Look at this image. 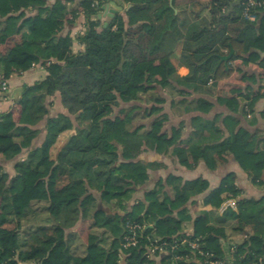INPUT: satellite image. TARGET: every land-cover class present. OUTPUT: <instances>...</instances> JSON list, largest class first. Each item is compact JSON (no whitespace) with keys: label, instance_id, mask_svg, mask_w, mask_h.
Here are the masks:
<instances>
[{"label":"trees","instance_id":"16d2710c","mask_svg":"<svg viewBox=\"0 0 264 264\" xmlns=\"http://www.w3.org/2000/svg\"><path fill=\"white\" fill-rule=\"evenodd\" d=\"M111 1L129 7L127 31L123 24L114 30L117 16L102 21ZM248 1L210 0L207 7L187 10L184 0H0V46L13 42L0 52V80L37 64L47 71L45 79L19 89L16 109L0 112V155L27 150L13 175L0 164V264H156L149 255L155 245L165 249L167 264H264V195L243 196L234 175L208 195L213 211H191L204 191L202 177L170 173L134 198L150 183V170L166 167L164 158L189 168L204 162L214 170L227 148L252 183L264 187V131L240 126L238 117L253 118L264 98V77L243 72L244 91L217 96L229 113L211 119L204 115L215 103L200 95L208 84L231 77L235 60L264 66V8L251 6L256 18L250 20ZM198 4L188 0L191 7ZM177 7L185 15L179 44L187 75H180L162 46ZM206 8L209 18L202 16ZM81 14L84 30L64 32V22L74 24ZM231 49L235 54L225 65L221 57ZM162 92L172 96L175 114L196 113L185 138L184 122L168 136L162 126L169 116L161 107L148 108L165 100ZM56 95L66 112L52 115L50 98ZM43 130L41 144L33 145ZM223 190L231 191L236 207L219 213L216 199ZM95 192L113 212L99 215ZM94 215L100 219L91 223L86 244L68 232ZM133 224L141 226L138 242L127 247ZM219 233L243 240L223 252L214 245Z\"/></svg>","mask_w":264,"mask_h":264},{"label":"crops","instance_id":"0c3cea01","mask_svg":"<svg viewBox=\"0 0 264 264\" xmlns=\"http://www.w3.org/2000/svg\"><path fill=\"white\" fill-rule=\"evenodd\" d=\"M192 1L199 3L198 6H193V7L189 6L188 0H187L183 3L184 4L183 7L186 8L187 10H190L191 8L192 9H199L200 6H201V8H203L204 6L207 7L210 0H192ZM113 2L116 3V1H111L109 4L105 5L104 10L101 13V18H104L106 16L107 17L110 16V13L113 10H116V7H115V5H113ZM189 2H191V0H189ZM205 11H207V15H205L206 14V13H204ZM204 12H202V16L209 18L210 15H209L207 8H206V10H204ZM65 28L67 29V31H71L73 36H75L79 32H82L84 30V16H83V14H81V16L78 18V20L76 22H74V24L64 22V30H65ZM184 36H185V32L183 31L182 38ZM18 38L19 37H17V40H18ZM11 44H13V42H10V44H5V45L0 46V52H5L6 48L9 47ZM74 48L76 50H79V49H81V45L76 42L74 45ZM261 55L264 58V52H262ZM14 57L21 58V59L23 58L22 56H18V55H14ZM233 65L234 66L237 65L238 67L231 77H229L227 79L219 80V82H217V84L215 86L210 83L202 89L200 95L205 96L206 98L210 99L212 102L215 103L213 110L210 113L204 115L206 118L211 119V118L215 117V115L218 113H222L224 115L229 113V110L226 108V106H223V105H220L217 103V101H216L217 96H219V95H232L234 89L235 90L241 89L242 90L241 92H243L245 86L248 83L247 79H245V81L242 79L243 72L248 71L251 73H257V75L264 77V66L260 65L258 62L257 63H250L248 65L242 66V60L239 59V60H235L233 62ZM178 68H179V66H178ZM239 68L242 69V71H239L238 70ZM179 69H178V71H179L180 75H187L190 72L189 67H187L185 64H183L181 62V50H180V68ZM46 76H47L46 66L41 65V64H37V65H34L33 67L27 68L23 72L11 74V76L8 78V82L10 83V90L8 92L9 95L8 96H1L0 95V112L16 109L17 108V102L14 100V98L17 96L19 89L24 84H33L36 81L45 79ZM236 93L239 94L238 92H236ZM55 97H56V99H55ZM54 100H56V105L57 104L60 105V110L57 113L66 112L63 105L61 104L59 95L54 96ZM172 102H173V98L171 99V106H170L171 115H169V116H173L176 119L180 120L179 121L180 124L182 122L185 123L186 127L184 128L183 133L181 135L182 138H185L188 135L189 131L191 130L190 120H191L193 115H196V113H189V114L187 113V114H180V115L175 114L173 111V108H172ZM162 103L163 102H161V104ZM161 104H160V106H162ZM263 111H264V98L260 99L257 102V104L254 108V114H253L252 119L245 117L242 113L238 114V117L240 119V126L247 127L249 129H251L252 131H255V130L264 131V117L262 115ZM52 115H54V114H52ZM170 118H172V117H170ZM251 120L253 121V123H251L252 122ZM44 125H45V121H43L40 124V127L43 128ZM40 135H42V140H43V138L45 136V131L43 130ZM40 144H38V145H40ZM26 154H27V150H24L21 154H19L17 156L10 157L6 154H2V155H0V158L3 156H6L7 160H9V159H15L18 157V159L15 160V162L13 163V165H15V163L19 160H22L26 156ZM149 156H150V159H152L153 158V152L148 154V156H147L148 159H149ZM163 162L165 163L166 167L161 168V169H157V170H150L149 171L150 176H151L150 183L146 187L139 189V191L136 192L134 198H136V199L143 198V193H144L145 189L153 187V185L159 179L165 178L170 173H175L177 175H181L186 180H192V179H195L198 177L203 178V180H204V191L202 194H200L194 198V204L191 205V208H192L191 211H192L193 215H195L194 209H196L197 211H201V210L202 211H204V210L213 211V210H215L214 203L207 202L206 199H207L208 195L214 189L219 187V185H220V183L224 177H229V178L231 177L229 175L235 176V185L243 190V196L259 198V197L264 195V187H258L252 183V180L249 177V175L247 174V172L244 171L241 168V166L238 164V162H236L234 160V158L232 157L231 149H229V148H227V152H226V154H224L223 160L221 161L219 166L214 170L209 169L205 165L204 162H200L195 168H189L187 166L180 164L179 162L174 161L172 158H167V157L164 158ZM232 199L236 200V198H234L232 196L231 191H229V190L221 191L219 197L216 199V201L220 202V205H219L218 209H216V210H218L219 213H222L224 211V209H223L224 204L228 203ZM103 206H105L106 208H109L108 205H103ZM104 210H108V209H104ZM91 219L92 218H80L77 221V223L70 230H68V232L71 231V232L77 233L78 236L80 237V239L82 240V242L86 244L87 239H85L82 236L81 232H78L77 230L82 227L83 222L84 223L86 222L89 224V231H88V234H89L90 225H91V223H89V222ZM186 231L188 233H191L192 227L191 226L187 227ZM232 238H233L232 241L228 240L219 233L218 240H216L214 245L216 247H218L221 251L228 252L229 247L232 243L241 242L243 240L242 235H236V236H233ZM165 255H166V252L161 251L158 254H152L151 258H153L155 260L156 264H167L164 262V256Z\"/></svg>","mask_w":264,"mask_h":264},{"label":"rangeland","instance_id":"374dc122","mask_svg":"<svg viewBox=\"0 0 264 264\" xmlns=\"http://www.w3.org/2000/svg\"><path fill=\"white\" fill-rule=\"evenodd\" d=\"M184 1H186V0H184ZM178 3L180 5V0ZM122 8H123L122 10L117 11L113 16H108V17L106 16V17L102 18V21H110L109 17L117 16V18H116L117 23H116V26L114 27L115 31L119 30V26L121 24H123V26L125 27V31H127V29L129 28L127 25L128 17L126 15V11L129 7L124 5ZM180 9H181L180 7H177V9L175 10L176 19L173 22V24L171 26V30L166 35V37L163 41V44H162L164 51L166 53L170 52L172 54V58L175 61V63L177 64V66H179V68H180V44L179 43H180V39L183 36V30L180 27V17L185 16L184 14L180 13ZM204 13H206L205 15H207V11H205ZM64 32H68L66 28H65ZM126 38H128V37L126 36ZM250 63H257V62H250ZM237 67L238 66L236 65L235 68H237ZM9 89H10V87H9ZM166 93L167 92H162L164 97H166L162 104L161 103H156V104H152V105L149 104L148 108H150V107L152 108V106L155 105V107H158V108L161 107V111H162L161 114L166 113L168 116L171 115L170 106H171L172 96L170 94H168V93L166 94ZM169 93H172V92H169ZM50 99L53 100V106L51 107V113L56 114L60 110V105L59 104L56 105V100H54V97H51ZM55 99H56V97H55ZM160 104L162 106H160ZM154 117H157V115ZM154 117L142 120V122L145 121L148 124L153 120ZM170 117H172V118H170ZM179 121L180 120L176 119L175 117L169 116L168 119H165L163 122L162 132H164L168 136L173 135V128L179 126V124H180ZM140 122H137V124ZM41 142H42V135H39V136L33 138V140H32L33 145H38ZM17 159H18V157L15 159L7 160L6 156H3L0 158V164L3 165L4 170L9 172L11 175H13V173H14L13 163ZM95 194L97 195V198H98L97 203H96L97 204L96 207H97V210L100 211L99 215L101 213H106V214L108 213L109 214V213L113 212L114 209H112L110 206H109V208H106L105 206H103V205H107V204H103L101 202L97 192H95ZM104 209H108V210H104ZM58 210H59L58 203H55V208H54L55 214L54 215H56L58 213ZM99 215H94L95 217H92V219L90 220L89 223L97 224V222L100 219ZM13 226L14 225L12 224V225H9L7 228H13ZM77 231L81 232L82 236L85 239H87V237H88L87 235H88V231H89V224L86 222L85 223L83 222L82 227L79 228Z\"/></svg>","mask_w":264,"mask_h":264},{"label":"built area","instance_id":"2783aa9c","mask_svg":"<svg viewBox=\"0 0 264 264\" xmlns=\"http://www.w3.org/2000/svg\"><path fill=\"white\" fill-rule=\"evenodd\" d=\"M258 4L259 6L264 8V1L261 2H256L255 0H249L246 10H245V15L247 18H249L250 20H254L256 18V16L252 13L249 12V9L251 6ZM0 91L2 93H7L9 91V83L7 80L5 79H1L0 80ZM228 207H236V200L232 199L231 201H229L228 203H225L223 206V209H227ZM131 230L133 231V234L128 238V243L126 244V246L128 247L129 245H136L138 240H137V234H136V230L138 228H141L140 225L138 224H133L130 225ZM188 245L190 247H192L193 249H197L199 248V244L196 241H189ZM160 250V251H164L165 249L163 247H159V245H155L153 247L150 248L149 250V255H152L155 253V251ZM217 264H228V262H220Z\"/></svg>","mask_w":264,"mask_h":264},{"label":"water","instance_id":"95a60500","mask_svg":"<svg viewBox=\"0 0 264 264\" xmlns=\"http://www.w3.org/2000/svg\"><path fill=\"white\" fill-rule=\"evenodd\" d=\"M113 5H115L116 10H113V11L110 13V16H113L117 11L123 9L121 6L117 5L115 2H113ZM130 6H131V5H130ZM234 54H235L234 49H231V51H230L229 54H227V55L221 57V62L224 61V62H225V65H228V63H229V62L231 61V59L233 58Z\"/></svg>","mask_w":264,"mask_h":264}]
</instances>
